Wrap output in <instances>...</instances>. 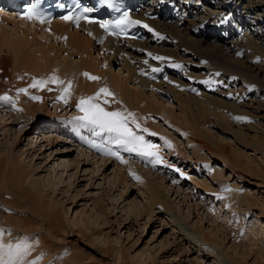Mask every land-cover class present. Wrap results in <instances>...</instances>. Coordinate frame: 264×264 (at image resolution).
Here are the masks:
<instances>
[{
  "label": "rangeland",
  "instance_id": "1",
  "mask_svg": "<svg viewBox=\"0 0 264 264\" xmlns=\"http://www.w3.org/2000/svg\"><path fill=\"white\" fill-rule=\"evenodd\" d=\"M201 13L202 11L195 13L188 20L198 19ZM1 19L0 24L5 28L11 30L14 27L11 18ZM249 20L243 19L241 30H244ZM163 22L169 27L173 24L172 28L180 30H186L184 28L190 25L191 29L184 31L187 36L197 40L205 39L202 47H194L200 51L198 54L193 49L186 53L179 50L178 60L183 62L184 72L165 75L177 80L181 78L182 84L178 87L182 88L183 85V92L189 95L197 96L201 90L220 99L215 105H207L211 107L206 108L209 110V115L204 117L206 122L201 114L194 113L196 120H202L205 124L195 129L183 125L186 130L183 132L184 129L180 127L183 124L180 122L182 116H187L190 120V113L198 112V107L191 103L180 104L165 87L153 90L148 87L139 88L137 78L132 77L133 71L126 66V59L119 54L101 53L100 48L95 46L91 59L95 62L93 69L98 71L89 73L101 79L93 81L85 75L78 76L87 71L81 64L78 53L59 42L56 48L54 44L58 39L43 32L38 40L44 39L40 46L45 45L46 52L42 54L40 62H36L39 55L36 47V53L34 47L27 49L16 61L7 45L1 47L0 58L5 56L9 62L8 65L0 63V84L3 89L12 85L7 81L17 84L15 88L8 87L13 91V94L9 92V101L3 102L0 99V162L6 166H21L27 177V182L22 186L33 191L36 198L43 205L52 208L65 224L67 243L64 246L67 253L71 252L82 260L81 264H264V148L252 145L254 134L261 133L264 139V44L262 42L255 46L256 49L252 47L253 50L249 48L246 51L239 47L243 44V41L237 40L240 35H225L223 27H199L197 21L179 25L176 19ZM16 24L18 34L24 35V26L19 25L18 21ZM31 33L32 30L28 32ZM171 41L173 40L170 38L164 46L157 48H174ZM234 42L237 44L234 45ZM154 43L147 47H154ZM203 51L207 53V59L212 61L210 65L200 56L201 52L204 54ZM212 51H215L217 58H210L209 53ZM145 52H140L141 58L144 57L143 54H147V50ZM130 64L132 68L137 66L134 61ZM213 69H217L218 73ZM186 73H189L190 78L182 79ZM53 74H60L59 79L63 81L71 77L76 81L81 80V87L96 88L99 85L100 88L107 81L110 91L117 88L120 82L126 84L128 89L142 90V100L146 97L153 101L157 99L159 112H147V118L144 117L145 113L142 114L150 123L146 124L149 131L141 130L145 127L144 123H140L143 126L141 129H135L134 125L132 127L158 146L164 162L153 164L139 160L132 154L123 157V160L133 164L137 174L139 172V178L142 175L141 178L151 181L154 192L163 196L162 203L167 204L169 211L153 206L150 212L148 193L138 184L140 179L138 181L132 173L121 169L122 160L115 159L117 156H100L107 152V148H111L122 157L123 149L104 141L103 152L96 154L76 145L69 130L63 127L62 118L67 117L65 125L75 135L80 128L87 129L80 126L79 122L74 127L71 125L74 122L71 116L78 112L76 106L71 107L74 105L71 99L73 96L80 99L79 91L74 90L65 104L58 99V91L54 90L53 83L42 88L29 87L33 78L47 80ZM229 74L240 76L228 81ZM208 76H215L228 86L207 91L211 85L207 87V82L202 78ZM58 86L60 84L55 85L59 88ZM21 88H27V94L18 92ZM223 89L229 90L228 97L220 94L219 91L222 92ZM1 91L3 90L0 89ZM43 92H47L44 99L31 98L42 97L39 93ZM91 92L94 93L95 89ZM34 106H37L40 113L35 111L29 117L25 109ZM250 115L255 117L254 123L257 121L256 124L262 127V131L258 127L259 130H252L245 125ZM190 121L193 122V118ZM200 130L205 133L202 135ZM84 135L82 133L81 138ZM193 139L208 144L210 151L193 143ZM194 150L197 155L203 154L205 159L197 160ZM236 192L246 196L244 204H231L228 207L222 205L223 195ZM0 224H3L1 213ZM204 234L219 246V249L213 248L215 253L198 251L197 242L194 241L200 240ZM28 242L30 246L34 244L33 240ZM118 253L120 258L116 257ZM57 260L55 258L53 261Z\"/></svg>",
  "mask_w": 264,
  "mask_h": 264
},
{
  "label": "bare ground",
  "instance_id": "2",
  "mask_svg": "<svg viewBox=\"0 0 264 264\" xmlns=\"http://www.w3.org/2000/svg\"><path fill=\"white\" fill-rule=\"evenodd\" d=\"M149 1L152 2L151 4L158 5V8L161 9L163 14H170L171 18L173 20L176 19L178 22L177 24L179 25H182L184 22L196 23L197 21L199 27L214 25L215 28L223 27V29L225 30L224 31L225 35L226 34L230 35L232 33L239 34L240 36L237 38V40H240V42L243 41L242 42L243 44L239 45V47H242L243 49L245 48L246 51L249 48L251 49L252 47L255 48L256 45H260L262 42L264 44V0H188V1L186 0L184 1L182 0H153V1L149 0ZM147 5H148V2H147ZM146 11H150V8H146ZM194 11H196L195 13L197 12L199 13V11L200 12L202 11L201 16L198 19L196 18L195 20L189 21L190 20L189 17L195 15ZM1 17L6 18V19L11 18V20H13L14 27L11 30H9L0 24V51L2 50L1 47L3 45H7L10 48L9 51L14 54L13 59L15 61L22 55L21 53L23 51H26L27 49L30 50L31 48L34 47L33 49L35 52V47H36V50L39 52L36 62L38 61L40 62V60L43 58L42 54L46 52V49L44 47L45 45L40 46V44H42L44 39L42 38L43 39L41 40L42 42L38 40V38L42 36L43 32H46V35L52 36L54 39L59 40V41L57 40L56 44H54L56 48L58 46L57 43L59 42V43H63L67 45L68 48L78 53L81 64L87 70L86 73H89V72L92 73L91 71L97 70L96 68H95L96 70L93 69L92 65L95 62L91 59L92 52L95 50V46H97V49L100 48L101 53L108 52L111 55H116V54L121 55L127 61L126 66L129 67L133 71L134 76L132 75V77L137 78V83H138L139 88L142 87L144 89L145 87H148L149 89L153 90V89H161V87H165L168 90V92H171L173 98L178 100L180 104L182 103V104L189 105L191 103L198 107V110H199L198 112L192 111L190 113L191 114L190 120H192L193 118L194 120L193 122L188 120L187 116L186 117L182 116L183 119L180 120V122L183 123L182 125H180V127H182L181 129H184L185 126L183 127V125H188L189 129L190 128L195 129V127H199L201 124L202 125L205 124L207 120L205 121L204 117L206 115H209L207 114L209 113V110L206 108L211 107L207 105L208 104L215 105L217 101L220 100L219 98L214 97V95L212 96L211 94H208V92L206 91L203 92L200 90L199 95L197 96H192V94L189 95L187 92H183L182 88L184 86L182 85V88L178 87L179 85L182 84L181 78L177 80L176 78H173L170 75H167L165 77L166 74L164 75L163 78L161 77V79L151 78V76H153V74L158 72L160 68H162L161 70H164L165 68L167 73L184 72L185 68L183 67L184 66L183 62L178 60V52L180 53V51H183L184 53H186L187 51H189V49L190 50L193 49L197 54L200 52V51L195 50L194 47L200 48L201 44L203 43V40L205 39L197 40L193 38L192 36H187L188 34H186V32L184 31L186 30L189 31L191 29L190 25L184 28L186 30H180V29H174L175 27L172 28L173 24L171 25V27H169V25L163 22V20H158V19L148 20V28L146 31L151 35V37L148 38V41L139 42V41H134V40H128L125 43H121L116 38L106 36L97 27L95 23H92V22L90 23L88 21L77 22L75 24L69 21H59V22L52 21L49 23L32 24L26 20H22L18 18L16 14L15 15L10 14V13H7L5 10L0 9V22L2 21ZM247 18H249L250 20L247 21L246 27L243 28L244 30H241L243 26L240 27V24L242 23L243 19L247 20ZM232 20L235 22H233ZM17 21H18V24L20 23L19 25H21L22 27L24 26L22 28V32L24 35L18 34L19 28H18V25L16 24ZM30 30H32V33L28 34ZM246 30H250V31H246ZM165 36L168 37L169 41H170V38L173 40L171 42L174 48H169V49L157 48L156 44H159V42L163 40ZM203 38H205V36ZM152 42H155L154 43L155 46L147 47ZM236 44L237 43L234 42V45ZM214 46H218V45L214 44ZM146 50H147V54L146 55L143 54L144 57L141 58L140 52L143 51L144 53H146L145 52ZM203 52L204 54L201 52L200 56L203 57L204 60L208 61L209 64L207 63V65H210L212 61L210 62L207 59L208 57V55H206L207 53H205V51ZM212 52L209 53L210 58L211 56H213L214 58V56L217 55L215 51L213 53ZM96 53H97V50H96ZM47 56L45 55L46 58H48ZM134 57H137V58H134ZM156 57H162L163 59H156ZM72 61L73 60L71 56V63ZM119 61L121 62L120 58H119ZM131 61H134L135 64H137V66L132 68L131 67L132 65L130 64ZM1 62L4 63L3 65H8L9 61L7 60V58H5V56H2L0 58V63ZM216 64L212 63V65H216ZM95 65L97 66V64ZM0 69H1L0 71H2L1 67ZM68 69H69V66H68ZM210 69L211 68H209V71ZM216 72L218 73V70ZM188 74L187 73L184 74L182 76V79L188 77ZM232 74L234 73L232 72ZM240 74L237 76L229 74L227 75L228 76L227 79L228 81L234 80L236 77L240 76ZM82 75L83 74L81 73V75L79 74L78 76H82ZM57 76L59 77L60 74H58ZM74 76L75 75H73V77ZM79 79L81 78L79 77ZM68 80L72 81L71 93L74 90H78L81 97L91 96L99 89V85L96 88L94 86L81 87L80 86L81 80L76 81L72 77L64 79L65 82ZM202 80L207 82V87L211 85L209 86V89L208 88L206 89L207 91L208 90L215 91V89H218L217 87L225 88L228 86V85H225L223 81L216 78L215 76L204 77L202 78ZM7 82L8 84L12 83V85L8 86L12 88L17 84L16 83L15 85H13V82L11 81H7ZM106 82L107 81H105L103 85H101L100 87H107L108 89H110L108 85L106 84ZM55 85L57 84H54L53 87H54V90L56 89L58 91L57 97H59L61 95V89L64 87V85L58 86L60 89L55 87ZM8 87H5L3 89L2 85L0 84V89L3 90L0 92L1 97L8 96L9 92L10 93L13 92ZM94 89H95V92L94 93L91 92ZM111 92L114 93V97H109V99L112 100L113 102L107 104L106 108L109 111L118 110V109L125 110L124 108H126L127 111L135 113L136 118L139 123L145 124V127L141 125L143 128H146V124L147 125L150 124L148 120L147 121L145 120V118H147L146 117L147 112L148 113L154 112V111L159 112L160 108L158 107L157 99H154L153 101L146 97V99L142 100V96H141L142 90H138V89L133 90L131 88L128 89L126 87V84H121L120 82H118L117 88H114L113 91ZM219 92L221 95L228 97L229 90L226 91L225 89H223L222 92L221 91ZM45 93L47 94V92L39 93L41 94L42 99L45 98L46 96ZM69 99L70 97L68 98V100ZM1 100L3 102L9 101V100H4V99H1ZM71 101L72 103H74V105H71V107H75L79 99L77 98V96L76 97L73 96ZM16 107L20 108L18 105H16ZM36 107L35 106L27 107L25 109V113H28L29 117L32 116L35 111H38V113H40L39 109H37ZM201 109H204V110H201ZM188 110H190V107L188 108ZM144 113H145V116H144L145 118L142 117V114ZM194 113L201 114L205 122L202 120H201L202 122L199 120H196L197 118L195 117ZM76 114L77 115L74 114L75 116L73 115L71 117L75 118V117L82 115V113L79 110ZM251 116L252 115H250L247 118L245 125L247 124V127L253 130L254 128L258 127L257 126L258 124H256L257 121L256 123H254L255 117L252 118ZM62 119H63L62 121L63 127H65L67 130L71 132L70 128L67 125H65V122H67L65 121L67 117L62 118ZM77 122L78 121L74 120V122L71 124L72 127H74L77 124ZM79 124L81 126L80 122ZM258 128H260L261 130L262 127H258ZM258 128L257 130H259ZM87 130L88 131L90 130L94 134L93 128L87 127ZM185 131L186 130L184 129L183 132ZM200 133L203 135L205 132L200 130ZM76 135L78 136V138H81L82 133L78 131ZM86 136L87 134L84 135V138ZM96 137L97 138L94 141L98 142L100 145V149H102L103 142H104L103 140L105 139L106 141V138H105L106 134H102L101 136L96 135ZM146 140H148V138ZM193 143L195 144L198 143L202 148H205L207 151H210L211 149L208 144H204V142L201 140L193 139ZM252 143H253L252 145H254L255 147H258V148L260 147L261 149L264 148V139L261 133L254 134L252 138ZM89 150L96 152L94 149H89ZM123 152H124V156H122V158L128 157L132 154L134 157L138 158L139 160L150 161L152 163L150 158L145 159L142 156H138L135 153L125 152L124 150ZM193 152L197 160L202 161L203 159H205L203 154L197 155L195 150ZM107 154L108 153L105 152L101 154L100 156L107 155ZM115 159H120V158H115ZM6 162L9 163L8 161ZM121 163H122L121 169L123 170L125 169L126 171L130 173H134L136 174V176H138L139 172L137 174V170L135 169L132 163H128L126 160H123ZM11 166L12 165L6 166L5 164L0 162V213H1L2 223H3V224H0V240H2L3 243L5 244L9 242L13 244L17 242L29 244L28 241L33 240L34 244L32 243V245L30 246L28 255L25 256L24 258L25 263L28 262V264H32V262H34V264H81L82 260L79 257L75 256L74 254H71V252L67 253L68 250L64 246L67 243V239L65 236V233L67 232V228L65 224L55 215V212L52 208H49L43 205L41 200L39 201L36 198L35 193L33 191H31L26 186L24 187L22 186V185H25V182H27L25 181L27 177H26V174L22 171L21 166H19L18 164L15 165V167L12 166L14 169H12ZM117 171L119 170L117 169ZM120 171L119 173L122 174ZM141 176L142 175H140V182L138 184L142 185L144 190L148 193L147 195L149 199L148 200L149 211L150 212L152 211L153 206H160V208L163 211L165 210V212L169 211V208L166 206L167 204L162 203L163 196H161L160 193L154 192L153 186L151 185L152 184L151 181L141 178ZM120 181L121 180H119V182ZM245 201H247L246 196H242L241 193L236 192V193H233L232 195H226V196L223 195L222 205H225L226 207H228L231 204H236L238 206L242 203L244 204ZM32 233L34 234L32 235ZM194 242H197L198 251L206 250L208 254L213 252V248L219 249V246L215 242H212L211 239L206 237L205 234L204 236H201L200 240L196 239ZM31 247H33L34 249H31ZM66 254L67 256H65ZM62 255H64L65 257L63 256L62 258H60V256ZM116 257L120 258V254L118 253V256L116 255ZM40 258L42 260L41 262H40ZM55 258H57L58 260L54 262L53 260Z\"/></svg>",
  "mask_w": 264,
  "mask_h": 264
},
{
  "label": "snow or ice",
  "instance_id": "3",
  "mask_svg": "<svg viewBox=\"0 0 264 264\" xmlns=\"http://www.w3.org/2000/svg\"><path fill=\"white\" fill-rule=\"evenodd\" d=\"M105 3L109 7H116V0H105ZM89 9H84L83 12L76 16L75 19H87L84 13L88 12ZM25 18L29 20H37L41 23L45 22V17L38 10L37 4H32L25 13ZM63 19L71 20L73 19L72 15L64 16ZM97 22L100 27L106 31L109 28H113V33L115 35H120L124 33L125 27L130 24H139V21H132L129 17V14L125 12L123 16L116 20L114 24H110L107 21H92ZM145 27H148L145 25ZM118 29L119 31H115ZM156 59H163L162 57H156ZM179 66V65H177ZM155 70V69H154ZM86 77L90 80H99L101 79L98 76L92 75L90 73H84ZM49 83L64 85L61 89V95L58 99L62 100L65 104L68 103V98L71 95L72 81H63L60 80L55 74L51 75L47 80H37L33 78V82L29 87L31 88H42L48 85ZM18 92L26 93L28 92L27 88L18 89ZM109 97H114L107 87H100L93 95L87 97H80L79 101L76 104V108L82 113V115L75 117L74 120L81 123L83 127H91L94 130V134L101 136L106 134V141L109 145H116L118 148L123 149L125 152L135 153L138 156H142L145 159H151L153 164L163 163V157L158 151V146L146 140L144 136L137 133L135 129H141V125L138 122L135 113L125 110H113L109 111L106 108V105L113 102ZM34 100H40L41 97L33 96L31 97ZM0 99L10 100L8 96L0 97ZM237 119H246L244 117H237ZM135 126V129L132 127ZM143 132H148L147 128L141 129ZM151 135H157V133H151ZM166 143L171 146L169 141ZM109 155L117 156L123 161V158L120 157L118 151H114L111 148L106 149ZM132 175L136 179H140L138 176ZM30 250V245L27 243L17 242L15 244L9 242L7 244L3 243L0 240V264H25V256L28 255ZM34 264V262H32Z\"/></svg>",
  "mask_w": 264,
  "mask_h": 264
}]
</instances>
